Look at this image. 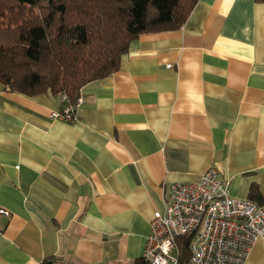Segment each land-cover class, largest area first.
Segmentation results:
<instances>
[{"label": "crops", "instance_id": "0c3cea01", "mask_svg": "<svg viewBox=\"0 0 264 264\" xmlns=\"http://www.w3.org/2000/svg\"><path fill=\"white\" fill-rule=\"evenodd\" d=\"M79 94L69 121L59 94L0 82V264H140L168 184L209 166L264 206V0H197Z\"/></svg>", "mask_w": 264, "mask_h": 264}, {"label": "trees", "instance_id": "16d2710c", "mask_svg": "<svg viewBox=\"0 0 264 264\" xmlns=\"http://www.w3.org/2000/svg\"><path fill=\"white\" fill-rule=\"evenodd\" d=\"M196 2L0 0V82L10 91L64 93L74 102L84 84L117 70L131 40L180 27ZM250 191L252 198L254 184ZM176 240L182 262L188 236Z\"/></svg>", "mask_w": 264, "mask_h": 264}, {"label": "built area", "instance_id": "2783aa9c", "mask_svg": "<svg viewBox=\"0 0 264 264\" xmlns=\"http://www.w3.org/2000/svg\"><path fill=\"white\" fill-rule=\"evenodd\" d=\"M61 107L51 116L77 119L83 101L71 102L59 93ZM0 214L10 211L0 207ZM264 232V206L252 198L230 194L218 169L209 166L196 179L168 184L163 209L149 219L143 256L146 264H244L254 242ZM187 235L189 256L180 262L177 237Z\"/></svg>", "mask_w": 264, "mask_h": 264}]
</instances>
